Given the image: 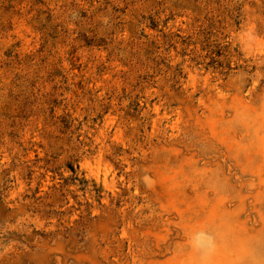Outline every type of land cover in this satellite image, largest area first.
<instances>
[{
  "label": "rangeland",
  "instance_id": "obj_1",
  "mask_svg": "<svg viewBox=\"0 0 264 264\" xmlns=\"http://www.w3.org/2000/svg\"><path fill=\"white\" fill-rule=\"evenodd\" d=\"M0 264H264V0H0Z\"/></svg>",
  "mask_w": 264,
  "mask_h": 264
},
{
  "label": "clouds",
  "instance_id": "obj_2",
  "mask_svg": "<svg viewBox=\"0 0 264 264\" xmlns=\"http://www.w3.org/2000/svg\"><path fill=\"white\" fill-rule=\"evenodd\" d=\"M193 240V247L196 248L197 251L205 256L210 254L213 247L212 238L206 232L200 231L195 233Z\"/></svg>",
  "mask_w": 264,
  "mask_h": 264
}]
</instances>
